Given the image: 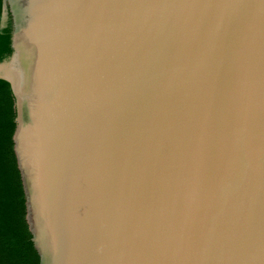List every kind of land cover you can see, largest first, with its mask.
Segmentation results:
<instances>
[{
  "label": "water",
  "instance_id": "95a60500",
  "mask_svg": "<svg viewBox=\"0 0 264 264\" xmlns=\"http://www.w3.org/2000/svg\"><path fill=\"white\" fill-rule=\"evenodd\" d=\"M8 6L39 264H264V0Z\"/></svg>",
  "mask_w": 264,
  "mask_h": 264
},
{
  "label": "trees",
  "instance_id": "16d2710c",
  "mask_svg": "<svg viewBox=\"0 0 264 264\" xmlns=\"http://www.w3.org/2000/svg\"><path fill=\"white\" fill-rule=\"evenodd\" d=\"M2 0H0V19ZM13 15L0 34V60L11 54ZM16 102L10 84L0 79V264H39L33 241L27 195L14 135L17 129Z\"/></svg>",
  "mask_w": 264,
  "mask_h": 264
}]
</instances>
